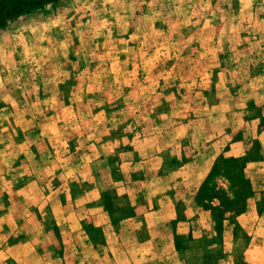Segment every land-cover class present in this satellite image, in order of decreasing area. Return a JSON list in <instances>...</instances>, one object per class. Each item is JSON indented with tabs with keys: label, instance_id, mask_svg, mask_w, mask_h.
Wrapping results in <instances>:
<instances>
[{
	"label": "rangeland",
	"instance_id": "374dc122",
	"mask_svg": "<svg viewBox=\"0 0 264 264\" xmlns=\"http://www.w3.org/2000/svg\"><path fill=\"white\" fill-rule=\"evenodd\" d=\"M215 72L216 103L202 110L201 91ZM249 100L264 106V0H58L31 10L0 30V195L25 149L39 152L26 154L23 167L45 163V149H56L63 165L67 149H97L109 127L121 126L123 148L141 149L151 131L167 134L201 113L211 166L218 155L239 153L224 113H242ZM161 101L169 120L150 129ZM243 176L253 178L247 164ZM183 205L197 217L192 235H211L210 212ZM224 219L223 226L233 215Z\"/></svg>",
	"mask_w": 264,
	"mask_h": 264
},
{
	"label": "crops",
	"instance_id": "0c3cea01",
	"mask_svg": "<svg viewBox=\"0 0 264 264\" xmlns=\"http://www.w3.org/2000/svg\"><path fill=\"white\" fill-rule=\"evenodd\" d=\"M216 76L213 73L208 89L201 91L202 110H212L216 103ZM257 108L264 106L249 100L242 113H224L228 131L236 133L235 145L241 148L231 156L251 149L255 141L261 155L247 164L254 193L246 200L244 212L235 217L234 234L227 224L215 241L205 233L192 235L188 226L197 217L183 204L196 205L194 195L210 168V152L199 138L204 127L200 118L206 119L201 113L177 128H167V134L151 131L142 139L141 149L123 148L119 126L107 128L97 149L91 144L67 149V164L58 163L56 149H45V163L23 167L22 161H29L26 154L36 158L39 151L19 152L5 177L10 190L0 195V264H264V225L255 224L262 218L264 222V141L260 138L264 114ZM154 109L152 119L157 124L150 129H157L163 118L169 120L162 101ZM29 130L27 126L25 132ZM251 217L259 220L250 224ZM188 234L194 239L189 250L199 255L196 258L187 253L181 257L174 249L173 236ZM203 239L208 241L210 258L200 257Z\"/></svg>",
	"mask_w": 264,
	"mask_h": 264
},
{
	"label": "trees",
	"instance_id": "16d2710c",
	"mask_svg": "<svg viewBox=\"0 0 264 264\" xmlns=\"http://www.w3.org/2000/svg\"><path fill=\"white\" fill-rule=\"evenodd\" d=\"M58 0H0V30L6 24L16 21V19L24 13H28L34 9H42L45 6L52 5ZM258 115V113H256ZM235 140H238L237 138ZM258 143L253 142L252 148L244 150L242 155L238 157H223L218 155L211 164L207 174L203 178L201 184L194 195V202L203 207L204 210L210 212L212 222L211 235L213 240H218L223 228L222 222L225 221L226 213L233 215V221L227 222L233 226V234L238 229L235 223V217L244 212L246 200L253 194V189L250 182L244 178L243 169L246 164L252 161L259 160L261 157ZM221 178L225 183L226 190L217 186L215 178ZM113 197V196H112ZM105 201L110 202V196L106 195ZM216 201L217 205L213 206L212 202ZM110 205V203H109ZM110 207H107V210ZM106 210V207H105ZM126 212L127 208L123 207ZM194 239L188 234L174 235L173 246L175 251L181 256H189V258L198 257L195 251L189 250L192 248ZM202 252L200 257L210 258L211 254L207 255L210 249L207 248L208 241L203 239ZM216 259L220 258L219 251L216 250ZM188 259V258H187ZM209 264V263H208Z\"/></svg>",
	"mask_w": 264,
	"mask_h": 264
}]
</instances>
